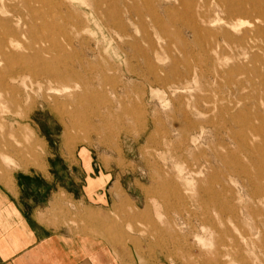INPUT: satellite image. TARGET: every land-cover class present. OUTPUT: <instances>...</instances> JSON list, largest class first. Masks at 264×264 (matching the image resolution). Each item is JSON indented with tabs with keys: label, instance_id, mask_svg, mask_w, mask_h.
I'll list each match as a JSON object with an SVG mask.
<instances>
[{
	"label": "rangeland",
	"instance_id": "rangeland-1",
	"mask_svg": "<svg viewBox=\"0 0 264 264\" xmlns=\"http://www.w3.org/2000/svg\"><path fill=\"white\" fill-rule=\"evenodd\" d=\"M263 17L264 0H0V164L32 158L36 114L73 176L109 182L105 238L152 263L264 264Z\"/></svg>",
	"mask_w": 264,
	"mask_h": 264
},
{
	"label": "crops",
	"instance_id": "crops-1",
	"mask_svg": "<svg viewBox=\"0 0 264 264\" xmlns=\"http://www.w3.org/2000/svg\"><path fill=\"white\" fill-rule=\"evenodd\" d=\"M21 126L32 158L15 168L0 164V264H166L148 262L129 245L105 238L104 208L113 202L109 182L73 176L72 159L56 155L61 146L36 114ZM6 155L18 158L14 150ZM71 203L81 209L76 235L63 224Z\"/></svg>",
	"mask_w": 264,
	"mask_h": 264
},
{
	"label": "bare ground",
	"instance_id": "bare-ground-1",
	"mask_svg": "<svg viewBox=\"0 0 264 264\" xmlns=\"http://www.w3.org/2000/svg\"><path fill=\"white\" fill-rule=\"evenodd\" d=\"M263 18H264V17H263ZM232 23H233V22H232ZM259 27H260V26H259ZM259 27H258V28H259Z\"/></svg>",
	"mask_w": 264,
	"mask_h": 264
}]
</instances>
